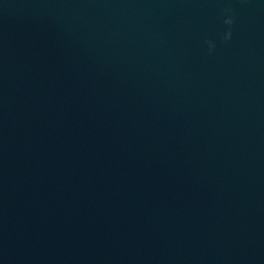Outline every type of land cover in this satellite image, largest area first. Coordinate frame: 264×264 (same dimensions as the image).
Returning a JSON list of instances; mask_svg holds the SVG:
<instances>
[{"label": "water", "instance_id": "95a60500", "mask_svg": "<svg viewBox=\"0 0 264 264\" xmlns=\"http://www.w3.org/2000/svg\"><path fill=\"white\" fill-rule=\"evenodd\" d=\"M0 264H264V0H0Z\"/></svg>", "mask_w": 264, "mask_h": 264}, {"label": "clouds", "instance_id": "9594fccd", "mask_svg": "<svg viewBox=\"0 0 264 264\" xmlns=\"http://www.w3.org/2000/svg\"><path fill=\"white\" fill-rule=\"evenodd\" d=\"M225 23L228 25H232L235 22V14L230 8H226L225 10ZM233 32L231 27H229L226 31L222 33V39L230 40L232 38ZM209 50L211 51L216 47V41L214 39L208 40Z\"/></svg>", "mask_w": 264, "mask_h": 264}]
</instances>
